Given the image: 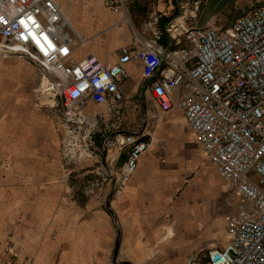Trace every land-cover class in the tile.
<instances>
[{
	"label": "built area",
	"instance_id": "built-area-1",
	"mask_svg": "<svg viewBox=\"0 0 264 264\" xmlns=\"http://www.w3.org/2000/svg\"><path fill=\"white\" fill-rule=\"evenodd\" d=\"M122 2L106 5L117 11ZM180 17L166 22V42L160 35L138 38L119 47L111 63L88 55L82 65L72 51L84 41L56 0H0V51L17 49L42 65L43 77L47 69L62 77L46 90L78 118L91 103L116 111L124 100L125 65L138 61L141 93L161 112L180 109L205 159L245 200L228 217L226 242L186 264H264V0H255L224 35L219 26H186ZM118 125L104 146L124 153L114 179L120 190L150 141L147 132Z\"/></svg>",
	"mask_w": 264,
	"mask_h": 264
},
{
	"label": "crops",
	"instance_id": "crops-1",
	"mask_svg": "<svg viewBox=\"0 0 264 264\" xmlns=\"http://www.w3.org/2000/svg\"><path fill=\"white\" fill-rule=\"evenodd\" d=\"M57 1L63 3L61 8L67 18L71 17L68 20L72 26L87 36L86 42L95 34L87 52L81 56L77 53V60L92 55L101 63H111L119 47L138 38L160 35L159 41L166 42L164 26L170 19L163 16L173 10L170 1L168 5L164 0H154L144 6L140 0H123L125 15L121 10L107 15L88 0H72V6ZM88 22L99 25L98 31L108 30L98 35L85 29ZM125 69L127 79L120 85L123 95L141 93L145 79L140 63L128 62ZM175 97L176 92L173 100ZM60 108L53 104L50 109L60 112ZM164 114L167 124L159 121L158 126L167 125L168 131L160 140L150 141L120 190L116 182L111 184V196L104 203L62 196L65 181L57 165L16 166L11 184L15 190L13 210L8 214L0 208V258L6 260L9 241L19 259L27 257L30 264H186L208 248L221 247L228 235L220 245H215L211 210L201 207L194 180L191 178L178 194L195 167L190 159L180 155L181 143L189 140L197 147L214 185L222 178L205 159L180 109L173 106ZM180 123L186 129L182 139L174 134V124ZM144 138L148 139L146 135ZM16 152L17 149V155ZM109 153L111 162L118 166L124 153L115 149ZM27 155L32 156L31 148L20 153V157ZM191 228L198 230L197 237L187 234Z\"/></svg>",
	"mask_w": 264,
	"mask_h": 264
},
{
	"label": "rangeland",
	"instance_id": "rangeland-1",
	"mask_svg": "<svg viewBox=\"0 0 264 264\" xmlns=\"http://www.w3.org/2000/svg\"><path fill=\"white\" fill-rule=\"evenodd\" d=\"M62 1L70 6L73 4L72 0ZM153 1L140 0L144 6ZM169 1L173 3V10L163 16L165 19L181 16L186 26H219L224 35L225 28L231 27L237 17L250 12L255 0H164L168 5ZM61 3L58 2L60 6ZM88 3L100 7L107 15L117 12L106 5V0H88ZM121 12L125 15L126 9L121 8ZM68 18L71 19L69 15ZM74 29L83 39L87 37L80 29ZM85 29L98 35L108 30L98 31L101 29L99 25L90 22ZM93 36L95 34L87 42L85 39L83 43L78 41L75 44L72 51L74 60L77 61V53L81 56L87 52L94 42ZM42 72V65L38 61L26 57L19 50L7 54L0 51V208L8 214L13 210L11 204L15 190L11 184L16 166L57 165L65 181L62 196L78 200L97 199L104 203L111 196L110 187L117 177V165L111 162L110 149L104 146L105 140L115 130L114 125L120 123L119 128L145 131L149 141L153 138L160 140L169 129L167 125L158 126L159 121L167 124L166 112H161L148 96L139 91L129 96L124 94L122 105L114 112L91 103L82 109L84 118L74 116V110L66 114L58 96L54 97L46 90L48 82L61 81L62 77L52 69H47L45 77L41 75ZM55 103L62 108L60 112L51 111V105ZM174 128L177 137L185 138L186 129L181 123L174 124ZM181 145L183 149L180 155L185 160L190 159L195 167L192 177L187 176L182 182L178 194L192 178L198 189L196 198L202 202L201 207L211 210L213 239L215 245H220L229 233L228 217L245 200L238 197L222 179H218L217 185H214L206 162L201 160L197 147L191 141H184ZM29 148L32 149V156L20 157V153L29 151ZM192 229H188L187 234L197 237L198 230ZM6 249V260L0 258V264H30L27 257L19 259L12 242H8Z\"/></svg>",
	"mask_w": 264,
	"mask_h": 264
},
{
	"label": "bare ground",
	"instance_id": "bare-ground-1",
	"mask_svg": "<svg viewBox=\"0 0 264 264\" xmlns=\"http://www.w3.org/2000/svg\"><path fill=\"white\" fill-rule=\"evenodd\" d=\"M105 18V17H104ZM179 20H181L180 18H178ZM72 25V24H71ZM105 25V24H104ZM73 27V26H72ZM74 28V27H73ZM75 30V29H74ZM81 37V36H80ZM81 39L83 40V38L81 37ZM85 40V39H84ZM79 62L82 64V65H84L85 63H86V60H85V57H83V58H80L79 59Z\"/></svg>",
	"mask_w": 264,
	"mask_h": 264
},
{
	"label": "trees",
	"instance_id": "trees-1",
	"mask_svg": "<svg viewBox=\"0 0 264 264\" xmlns=\"http://www.w3.org/2000/svg\"><path fill=\"white\" fill-rule=\"evenodd\" d=\"M161 42H163V41L161 40Z\"/></svg>",
	"mask_w": 264,
	"mask_h": 264
}]
</instances>
